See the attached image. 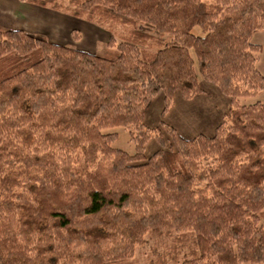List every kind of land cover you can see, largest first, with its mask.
I'll return each instance as SVG.
<instances>
[{
    "label": "trees",
    "instance_id": "1",
    "mask_svg": "<svg viewBox=\"0 0 264 264\" xmlns=\"http://www.w3.org/2000/svg\"><path fill=\"white\" fill-rule=\"evenodd\" d=\"M19 1L130 30L103 56L0 27V264H132L148 236L182 264H264V104L241 103L264 90V0ZM191 50L231 124L166 148L147 112L206 94Z\"/></svg>",
    "mask_w": 264,
    "mask_h": 264
},
{
    "label": "rangeland",
    "instance_id": "2",
    "mask_svg": "<svg viewBox=\"0 0 264 264\" xmlns=\"http://www.w3.org/2000/svg\"><path fill=\"white\" fill-rule=\"evenodd\" d=\"M42 10L44 13L51 14L46 19L59 23L56 31L51 32L53 36L49 32H42L43 36L54 43L93 54L103 56L113 54L116 51V45L128 35L130 30V28L101 19L90 22L75 18L64 12H53L49 9ZM193 33L199 36L203 35V31L199 27H195ZM250 41L261 46V50L257 55V68L264 75V30L255 32ZM112 43H115V46H112ZM190 52L195 61L198 79L206 92V94L201 95L202 97L197 99L201 102H190L196 97L191 100H185L177 93L172 107L163 115L164 97L161 94L160 102L159 98L154 100L155 103L153 102L154 104L147 112L146 126L160 130L163 134L166 148L170 146L168 136L170 128L176 129L186 139L194 138L200 134L212 136L217 125L224 121V115L229 112L230 108L229 98L216 85L207 83L203 79L196 54L194 50ZM257 102L264 104V90L257 96L241 99V103L244 105ZM192 114L196 116L192 117ZM163 122L166 124H163ZM223 124L229 126L231 122H226L225 119ZM105 132L117 134V138L112 144L113 147L124 150L129 154L135 153V144L131 141L127 129L113 128ZM160 148H162L161 145L153 138L146 146L147 156L152 155ZM146 238L145 244L136 250L132 264H161L163 260L168 261V264H182L185 257L190 256L191 248L188 246L181 247L180 250L175 251L172 246L174 244L172 238L167 236H148ZM173 250L176 254H174ZM174 256L179 259L177 263L171 259Z\"/></svg>",
    "mask_w": 264,
    "mask_h": 264
},
{
    "label": "crops",
    "instance_id": "3",
    "mask_svg": "<svg viewBox=\"0 0 264 264\" xmlns=\"http://www.w3.org/2000/svg\"><path fill=\"white\" fill-rule=\"evenodd\" d=\"M42 9L45 8L21 2L19 0H0V27L5 29L24 30L39 35H43L42 32H49V34L53 36L51 32L56 31L59 23H57V21L46 19L51 14L42 12ZM160 97L161 94H159L155 100L159 98L160 102ZM199 97H196L190 102H201L200 100H197ZM193 116L196 115L192 114V117Z\"/></svg>",
    "mask_w": 264,
    "mask_h": 264
}]
</instances>
